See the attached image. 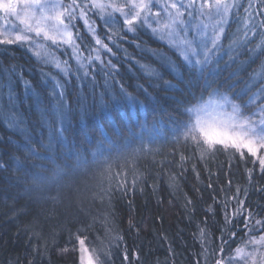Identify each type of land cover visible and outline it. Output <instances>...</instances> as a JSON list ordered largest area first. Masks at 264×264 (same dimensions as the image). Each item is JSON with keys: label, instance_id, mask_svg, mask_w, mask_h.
Segmentation results:
<instances>
[{"label": "trees", "instance_id": "obj_1", "mask_svg": "<svg viewBox=\"0 0 264 264\" xmlns=\"http://www.w3.org/2000/svg\"><path fill=\"white\" fill-rule=\"evenodd\" d=\"M248 3L249 0L247 3L243 0L244 7L240 8L239 16L232 15L221 52L223 72L219 83H224L229 73L238 70V75L228 81H240L235 88L237 92L245 88L250 74L264 62L262 54L253 63H242L248 59V48H254L264 39V29L259 28V22L264 19V11H261L264 4L256 0L253 15L257 33L254 38L249 33L251 43L238 50L242 54L237 63L225 67L229 60L228 45L237 34H243L241 17ZM91 18L97 36L112 52L102 51L103 64L96 61L88 67L89 75L83 83L77 79L78 66L71 50L65 51L73 74L66 77L40 63L24 46L0 45V83L6 85L0 98V163L7 165L0 169V264H79L77 237L85 239L89 249L110 252L107 264H198V261L199 264H215L218 255L213 253L219 252L221 235L230 239L232 232L236 236L225 249L226 256L234 255L233 250L238 246L244 247L245 252H253L257 247L264 252V244L248 243L250 237L245 228L249 212L253 215L250 221L253 226L256 220L264 219V191L259 190L264 189V173L260 165L247 152L241 156L234 149L227 152L221 149L201 160L192 142L185 143L182 139L174 142L169 132L158 135L152 125L156 124L157 130L163 129L169 115H175L176 104L171 98L191 99L193 93L199 95L200 87L179 84L182 92L165 91L163 86H156V81L149 87V81L136 61L158 66L147 51L155 49L179 64L174 51L154 37L147 26L140 27L134 34L120 33L109 40L112 29L105 26L99 15ZM117 18L119 22L114 27L119 30L123 20ZM76 27L81 36L78 43L82 45L83 56L95 55L92 50L97 46L89 34L81 31L80 23ZM238 29H241L239 33ZM137 43L144 51L136 47ZM109 60L116 65V71L106 77ZM84 63L87 64L86 59ZM13 68L14 73L9 71ZM179 70L187 81L190 78L188 69L182 67ZM79 74L83 77V70ZM52 76L65 84L66 99L74 109V115L66 124L68 147L83 150L89 147L88 140L95 142L98 133L92 130L91 124L99 114L101 93L105 94V101L113 95L119 98L123 87L136 97L137 103L122 102L112 109L117 126L123 120L131 131L138 134L142 131L145 142L148 138H153L154 142L150 151L138 154L132 166L125 165L118 154H112L110 172H105L103 180L105 188L111 185L110 196L101 198L97 187L100 176L96 169L80 177L86 190L71 196L65 193L64 198L56 202L46 199L47 192L37 191L23 177L17 179L14 173V158L23 159V154L16 151V145L23 142L25 136L47 142L48 125L41 119V112L50 109L54 102L51 98L55 84ZM164 78L177 83L170 75L165 74ZM24 81L28 82L27 87ZM8 85L16 98L14 111L23 120V132L11 128L5 119L12 110L7 96ZM139 85L148 88V95ZM81 93L87 97L88 107L84 114L80 113L77 103ZM204 95L207 99L206 92ZM145 121L142 130L139 125ZM139 143L137 140L132 147ZM182 156L186 158L183 161ZM24 163L27 166L30 162ZM104 167L107 169L108 165ZM119 185H125L127 192ZM226 216L229 223H226ZM201 229L205 231L203 238ZM261 234L256 231L252 235L258 239Z\"/></svg>", "mask_w": 264, "mask_h": 264}, {"label": "snow or ice", "instance_id": "obj_2", "mask_svg": "<svg viewBox=\"0 0 264 264\" xmlns=\"http://www.w3.org/2000/svg\"><path fill=\"white\" fill-rule=\"evenodd\" d=\"M260 3L264 4V0H260ZM253 6L254 0H249L248 6L244 8V16L241 17L243 34H237L228 45L229 60L225 62V67L237 63L238 56L242 54L238 50L251 43L249 33H252L253 38L257 33L258 26L254 19ZM152 7H155L152 0H123L122 3L118 0H67V2L65 0H0V13L3 14L5 25L3 31H0V45H27L38 60H42L46 65L54 66L64 76L71 77L73 70L69 62L60 61L48 51L50 47L67 45L72 49L73 58L78 66L77 79L83 83L89 75L88 67L96 61L103 64L102 51L112 52L108 44L96 36L94 22L90 16L99 15L105 26L112 29L109 40L118 37L120 33L134 34L140 27L148 26L153 36L166 42L168 48L174 51L180 61L178 64L177 60H173L162 51L148 49L147 51L155 58L158 66H154L151 62L141 63L139 60L136 63L145 79L149 81V87L152 86V81H156V86H163L165 91L182 92L179 84H186L189 88L199 86L201 89L199 95L193 93L191 99L171 98L176 104V108L173 109L175 115H169L163 129L157 130L156 124H153V130L158 135L169 132L174 142H179L181 139L185 143L192 142L198 149L201 160L214 155L221 149L225 152L234 149L240 152L241 156L246 150L258 160L260 169L264 173V155L261 154L264 153V62L253 70L245 88L239 92L235 91L236 85L240 83L239 80L228 83L238 75V70L229 73L224 83H219V77L223 72L220 61L223 59L221 52L226 32L225 26L232 15L239 16V10L244 5L240 0H188L186 4L179 0H170L164 4L163 11L152 12ZM116 14H119L123 20L119 30L114 27L119 22ZM11 17L18 19L23 27L17 30L15 25H11ZM153 17L156 19L153 20ZM161 17L165 18L161 20ZM193 19L198 22L192 24ZM80 20L84 21L98 46L92 50L95 55L83 56L82 45L78 43L81 36L76 27ZM259 28L264 29V19L259 22ZM240 31L241 29L237 30L238 33ZM48 41L51 44H48ZM136 47L144 51L141 44L137 43ZM247 51L248 59L242 63L255 62L256 57L264 54V39L254 48H248ZM85 59L87 64L84 63ZM182 67L188 69L190 78L187 81H185L184 73L179 70ZM106 68L108 69L106 77L116 71V65L112 64L111 60L108 61ZM81 70H83V77L79 74ZM9 71L14 73L15 70L13 68ZM165 74L172 76L177 83L166 80ZM52 79L55 81L51 89V98L54 102L50 109L41 112V119L48 125L47 142L45 143L43 139L36 141L31 136H25L23 142L16 145V151L23 154V159L14 158V173L17 179L23 177L37 191L47 192L46 199L56 202L58 199H63L65 193L71 196L86 190L87 186H82L80 177L96 169L100 176L97 187L102 194L101 198L103 199V195L110 196L111 185L105 188L103 180L105 172H110L109 160L112 154H118L123 158L125 165L132 166L138 154L150 151V145L154 142L153 138H148L145 142L143 132L138 134L131 131L123 120L120 121V126H117L112 109L122 102L135 104L136 97L129 94L123 87H121L119 98L113 95L105 101V94L101 93L99 114L91 124L92 130L98 133V136L95 142L88 140L89 147L81 150L76 146L68 147L66 144L65 133L68 130L66 124L74 115V109L66 99L65 84L55 76H52ZM24 83L27 87L28 82L24 81ZM107 83L106 78L105 84ZM5 86L0 83V98L3 96ZM7 87L8 101L12 110L5 119L11 128L23 132V120L14 111L16 98L11 86ZM139 87L143 89L145 95H148L147 87L144 85ZM253 88H256V91L253 92ZM205 92L207 99H205ZM77 103L80 113L84 114L88 104L87 97L83 93ZM209 106L219 111V119L212 126L206 125L201 118V113ZM146 123L147 121L139 127L143 130ZM137 140L140 142L139 145L132 147ZM184 159L186 158L182 156L181 160ZM25 161L30 163L26 166ZM105 165H108L107 169ZM6 167L7 165L0 163V169ZM135 183L134 179L133 185ZM118 187L124 188L125 192L128 190L125 185ZM259 190L264 191V189ZM53 191L55 195L52 194ZM252 218L251 212L245 218V228L248 229L246 235L250 237L248 243L254 246L262 245L264 244V219L256 220L253 226L250 223ZM225 220L229 223L227 216ZM256 231L262 233L258 239L252 235ZM200 234L203 238L205 231L201 229ZM235 236V232L231 233L230 239H225L224 235H221L219 252L213 253L218 255L215 264H238L240 261L247 264L249 258L252 264H264V252H261L258 247L253 252H245L244 247L238 246L233 250L234 255L226 256L225 249ZM77 239L80 244V264H107L110 252L89 249L85 246V239L79 237ZM204 251L207 252V249L204 248Z\"/></svg>", "mask_w": 264, "mask_h": 264}, {"label": "rangeland", "instance_id": "obj_3", "mask_svg": "<svg viewBox=\"0 0 264 264\" xmlns=\"http://www.w3.org/2000/svg\"><path fill=\"white\" fill-rule=\"evenodd\" d=\"M243 0H240V2L242 3ZM118 2L122 3L123 0H118ZM170 2V0H152V3L155 4V7H152L151 8V11L152 12H157V11H163V6L165 3H168ZM179 2L181 3H187L188 0H179ZM246 3H247V0H246ZM256 4V0H254V5ZM248 6V4H247ZM109 11H111V9H109ZM116 16H119V14H116ZM233 17V16H231ZM230 17V21L229 23H231V18ZM122 18V17H121ZM165 17H161L160 19L163 20ZM90 19L92 20L91 16H90ZM153 20L156 19V17H153L152 18ZM185 19L187 20L188 17L186 16ZM10 21H11V25H15L16 26V29L19 30L20 28L23 27V25H20L19 23V20L16 19L15 17H11L10 18ZM93 21V20H92ZM198 21L196 19H193L192 20V24H196ZM78 23H80L82 26H83V30L81 31H84V32H87L89 35V37L92 39V42L95 44V40L92 36V34L89 32L88 28L85 26L84 24V21L83 20H80ZM228 23V24H229ZM227 24V25H228ZM227 25L225 27H227ZM152 26H155V25H152ZM5 25H4V19H3V14L0 13V31H3ZM95 27V26H94ZM148 27V26H147ZM97 36V34H96ZM158 39V38H157ZM160 40V39H159ZM161 41V40H160ZM41 42L43 43V39L41 38ZM164 44L167 45L166 42L162 41ZM48 44H51L50 41L47 42ZM96 45V44H95ZM97 46V45H96ZM24 47H26L30 53L33 55V52L32 50L29 49V47L27 45H25ZM98 47V46H97ZM96 47V48H97ZM65 50H71V54L73 55V51L71 48H69L67 45H61L60 47H50L48 48V51L56 58H58L60 61H67V57H68V53L65 51ZM61 51L65 52L62 54H59V52L61 53ZM95 53V52H94ZM34 56V55H33ZM63 56V58H62ZM37 60L38 58L36 56H34ZM40 63H42L43 65L45 66H50L52 68V70L56 73H58L60 76H64L62 73H59L54 66L50 65V64H45L42 60H38ZM201 118L202 120L206 123V125L208 126H212L214 125V123L219 119V111L216 110V109H213L211 106H209L203 113H201ZM244 152H247L246 150H244ZM262 155H264V153H261ZM254 158V157H253ZM254 160L259 164L258 160H256V158H254ZM79 248H80V244H79ZM79 264H80V252H79ZM238 264H245L244 261H240L238 262ZM247 264H252V261H251V258H249V260L247 261Z\"/></svg>", "mask_w": 264, "mask_h": 264}]
</instances>
